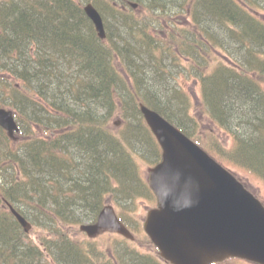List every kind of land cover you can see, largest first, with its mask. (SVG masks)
Masks as SVG:
<instances>
[{
	"label": "bare ground",
	"instance_id": "1",
	"mask_svg": "<svg viewBox=\"0 0 264 264\" xmlns=\"http://www.w3.org/2000/svg\"><path fill=\"white\" fill-rule=\"evenodd\" d=\"M8 4H0V16L3 17L0 21V26L4 28L3 33H0V54L1 58H7L8 63H2L0 66L11 70L15 73H20L24 69L32 71L35 69L37 73L44 71V77L50 78L55 72L63 71V67L57 63L59 56H67L72 54L71 62L68 68L75 71L79 77H83V86L87 84L95 71L108 73L111 71V64L113 62L112 53L108 54L106 49H102V41L99 35L93 33V30L88 24L73 23V25L63 24L61 21L65 20L71 6L63 0H5ZM38 23V24H37ZM248 24V21L242 22V27ZM124 23L118 19H113L109 22L107 32L110 34L108 42L118 41V47L123 51L124 56L135 54L134 51L139 49L132 48L137 46L136 42L130 41ZM245 27V26H244ZM38 28V29H37ZM240 28V27H239ZM253 29L252 25L249 26ZM36 30V31H35ZM79 30V31H78ZM243 28H240V31ZM35 33L41 37L45 50L30 51L27 46L23 44L20 38L29 35L30 32ZM264 36V32L261 33ZM8 36L10 39H2ZM93 36V37H92ZM229 36V35H228ZM232 36V35H231ZM230 36V37H231ZM232 38L234 42L231 47L234 48L238 57H247L250 61L252 57L263 54L264 51V37L262 36H241L235 32ZM91 40H89V38ZM142 44L146 41V36H140ZM239 41H246L245 44ZM66 54L58 53L60 49L69 48ZM251 47V48H250ZM12 48L20 49L16 56H10ZM250 48V49H248ZM248 49V50H246ZM58 53V55H56ZM146 60L151 61L150 55L145 56ZM141 70V67H140ZM48 72V73H47ZM110 75V73H108ZM149 76H158L152 82L156 87L162 88L164 84L165 70L163 68H151L148 71ZM162 76V78H161ZM69 83V81H66ZM142 89L148 95L154 94L151 81H141ZM45 92L51 93L53 90L47 85H40ZM65 89L55 94V104L62 111L70 114L72 106L77 104V111L86 106L87 95L79 90V85L72 84L64 85ZM248 88H243L239 94L240 106L246 104H254L258 107L259 112H264V101L260 99L254 87L247 85ZM82 95V96H81ZM130 97L140 100L141 94H132ZM127 113L130 115L137 114L139 106L132 101L124 102ZM121 108V104H117L116 110ZM39 114L41 117L49 119V116L44 110H38L34 115ZM260 114V113H259ZM105 115L91 116L89 122L80 124L78 128L64 138L59 144L56 140L33 139L38 144L41 142L48 143L47 145L39 144L28 149L26 157L17 160V165H14L13 173L0 171V226L7 231L9 228L14 229V232H26L23 220L28 222L34 221V226L49 223L53 220L52 214L48 211L45 205H42L41 196L47 193L53 198H67V194L71 191L70 185H74V175L76 167L71 163V159L77 158L83 162H93L90 166L91 170L102 172V176L110 177L107 171L115 172V166L124 162L122 151L124 146L131 147L138 153H148L153 150L152 145L145 146L142 141H135L131 136L132 129L124 128L118 131H104L107 120L112 117ZM264 118V115L261 116ZM137 119V116L133 117ZM257 121L252 127L246 130L241 127H234L233 130L237 132L241 138L255 139L264 132V119L257 118ZM261 132H260V131ZM248 132V133H247ZM106 133V134H102ZM149 138V136L147 137ZM52 143V144H50ZM54 143V144H53ZM94 144V145H93ZM96 144V145H95ZM93 145V146H91ZM98 147L99 149L95 148ZM94 153V159L92 152ZM98 156V157H97ZM97 158V160H95ZM102 169V170H101ZM252 172L264 178V167L256 166L251 168ZM76 184V183H75ZM80 187V185H78ZM83 191H87L83 190ZM81 207L85 208L90 204L94 198L93 195L80 193ZM47 217V218H46ZM46 218V219H45ZM48 219V220H47ZM10 235V234H9ZM8 235V236H9ZM3 241V240H2ZM8 245L9 251L13 255L22 257L24 261H30L35 257L32 249L25 246L20 240L11 239L8 241L5 238L4 242L0 243V248Z\"/></svg>",
	"mask_w": 264,
	"mask_h": 264
},
{
	"label": "trees",
	"instance_id": "2",
	"mask_svg": "<svg viewBox=\"0 0 264 264\" xmlns=\"http://www.w3.org/2000/svg\"><path fill=\"white\" fill-rule=\"evenodd\" d=\"M63 1L68 3L69 6H71V8L73 7L72 6L73 5L72 0H63ZM188 1L189 0H170V1L165 0V2H169V7H170V4H172V3L176 5L173 9L176 11H170V12H165V13L168 14L169 16L177 14V13L178 14L181 13L182 4L185 2H188ZM201 3H202L201 7L203 9L199 12V15H196L197 19L201 18L204 14H207V15L209 14L212 17L208 16L207 17L208 20L209 19L212 21L215 20V22L218 20L220 22V24L222 25V28L224 29V33H226L223 35L221 33H218V36L215 37V34L213 32V38H216L214 41L217 42V39H219L220 43L223 44V41H222L223 36H226L227 38H229L230 42L234 43L231 40V37L232 38H235V37L238 38V36H234L235 32H238L241 36H247V35L261 36V37L263 36L261 33H262V31L264 32V20L255 16L251 11H249V10L247 11L245 9L244 5L237 4L236 0H201ZM79 9L80 8L78 6H76V13L78 16V20L82 19V15L80 14ZM69 10H71L72 13L70 14L68 11L67 14L65 15V20L66 21L75 20V17H77V16L73 13L74 10L73 9H69ZM1 19H3L2 16H0V21H1ZM243 21H248V24L244 25L245 27L244 26L242 27ZM62 23L65 24L66 22L63 21ZM251 25H252L253 29L249 28V26H251ZM239 27L243 28V31L242 30L240 31ZM210 28L212 29V27H210ZM236 29H238V30H236ZM126 30L128 33L129 40L134 41V42H136V44H138L136 47L132 45V48H134V49L138 48L139 49L138 51H134L135 52L134 56H132V55L127 56L128 61L130 62L131 59L134 58L135 56L136 57L137 56L143 57L145 55H148V56L150 55V57H151V61L145 63V67H146L145 70H146L147 75H144L142 73L141 74L140 73L135 74L136 75L135 78H137V88H136V90L133 89L134 91L131 94L129 93L128 95L130 96L132 94H137V95L141 94V98L144 101L147 100V101H149V103L156 104L157 106L158 105L163 106V104H165L167 102H171V106L168 107L169 113L172 114V116L180 115V114L184 115L186 112H188L187 106H189V100L186 98H185V100H181L182 105L180 102L174 103L175 100L180 101V93L177 94L176 91H172V89L170 88V85L171 84L173 85V83H174L175 75L173 74V76H170V71H168L169 66L166 65V62H165L166 60H163L162 58L161 59L156 58L155 52L159 48L158 43H156V47H154V43L146 45V44H148V42H145L144 44H142V42L140 40L141 29L138 26H136V27L126 26ZM206 30H207V27H206ZM213 30L214 29H212V31ZM24 34L26 35L25 32H24ZM25 35L23 36V38H20L22 42H25V40L27 39L25 37H27V36L32 37L33 31L30 32L29 35H27V36H25ZM208 41L210 43H212L210 41V39ZM240 43L245 44L246 41H239V44ZM250 48H248V49H250ZM248 49H246V50H248ZM250 64H251V66L254 65L253 63H250ZM132 66L134 67V65H132ZM151 68H157V69L163 68L165 70V77H163L165 79V82L163 85H161L162 88L156 87L155 84L152 82L158 76H149L148 75V71ZM36 74H40L42 76L45 75L44 71H41L40 73L36 72L33 75H36ZM58 76L59 75H51L50 78H52V77L57 78ZM97 77L100 78L99 76H97ZM161 78H162V76H161ZM142 80L144 82L145 81H149V82L151 81L152 87L154 89L153 95L152 94L151 95L146 94L145 91L142 89V82H141ZM233 80H234V82H229V81L224 82L225 80L222 81L221 79H219V81H215L216 84L219 86L221 93L219 92V89L216 86H214V76L210 77L208 82H207V83H209L208 85L210 86V89L208 92V98L210 99V103H211L212 108L215 110L214 115L217 116L218 118H220V117L230 118L231 116L233 117L232 111L233 110L235 111L234 101L236 99H239L238 100V104H239L241 97H238L237 93L239 92V89L242 86L241 85L242 80L239 78V75H236V74L233 76ZM133 101L135 104L137 103V100L134 98H133ZM248 104H249V102L246 101L245 105L241 104L242 106H240V104H239V106L242 110H244L246 112L248 111V113H246V115H249V118L252 117V119L255 121V114H259V113L263 114V112H259V111L258 112L253 111L254 113L251 112L247 108ZM241 117L243 118L244 116H241ZM249 127H252V125H250ZM107 129L108 128H104V131L107 132ZM102 134H106V133H102ZM260 136L262 137V134ZM257 140H258V138H255V142L250 141V140H246V139H240L238 141V143L241 146V151L239 149H237L235 151V153L240 156V158L243 160L244 164L249 163L253 167H256L257 165L260 167H264V145H262ZM39 144L47 145L48 143L41 142ZM39 144L37 142H33V143L29 144L27 149H26V152L28 151L29 148L33 147L34 145L37 146ZM50 144H52V143H50ZM93 145H91V146H93ZM9 152L15 153L14 150H9ZM91 152L93 153V151H91ZM91 157H93V159H94V153L92 154ZM18 159L19 158L15 156L12 158V161L17 162ZM95 160H97V158ZM75 167H76V165H75ZM87 168L88 169L84 170L83 172H80L79 169L76 167L74 175H71L75 178V181H74V185H70V187H71L70 192L74 193L75 190L77 189L78 195H79L77 198H80L77 201L80 205H81V201H82L81 195H80L81 192L84 195L85 194L87 195L88 193L93 195L94 198H96V199L93 200L94 201L93 203H90L87 205V207L89 209H92L93 207H95L94 203L96 202V200L100 196H102V194H100L99 190L103 187H108V189H111L109 187V185H111L112 182H111L110 177L107 178L106 175L102 176V172L100 170L93 172L91 170L90 166H87ZM107 172L110 174V176L113 175V172H110V171H107ZM125 174H128V172ZM125 178L127 180L130 179L129 176H126V175H125ZM125 178H124V181H126ZM78 185H80V187ZM86 189H87V191H83ZM68 195H70L71 198L73 197L71 194H68ZM57 211L59 212V209ZM59 215L61 217H64L63 216L64 213H61ZM11 232H14V229L9 228L6 231L4 229V227L0 226V243L4 242L5 238H7L8 241L15 238L16 240H19V241L21 240L23 243V240L25 239L24 238L25 235L22 232H20L19 234L11 233ZM9 252L10 251L8 249V245L5 247L1 246V248H0V259L1 260L4 259V260H7L8 262H10L11 256L9 255ZM11 255L14 256L13 254H11Z\"/></svg>",
	"mask_w": 264,
	"mask_h": 264
},
{
	"label": "water",
	"instance_id": "3",
	"mask_svg": "<svg viewBox=\"0 0 264 264\" xmlns=\"http://www.w3.org/2000/svg\"><path fill=\"white\" fill-rule=\"evenodd\" d=\"M87 12L94 18V20L99 24V29H101L100 26V19L98 16V13L95 12V10L90 6L87 8ZM150 119H152V122L158 121L162 122L160 117L152 112L149 114ZM155 124V123H154ZM156 129V134L159 135L160 140L163 144L164 147H169L164 141V135L166 137H170L171 140H173L178 147L181 148V145L184 146L185 148L187 146H191L193 151L191 153L192 159L189 156H186L185 153L182 154H177V156L180 158V162H178V165L175 169L176 173L175 175L171 178H169V182L166 181L164 182V192L162 194V212L159 214H156L154 212L153 214H156V216H153L151 222H154L155 226H158L160 222V216H167V214H170V220H171V225H173L176 229H181L176 230L174 233H170L169 230L166 228L164 229L163 227L159 226L161 229L158 230V233H156L152 228V223L149 221L148 224V231L154 235L155 237H158V240L162 244V248L165 250L164 253L170 257L172 260L177 261L185 256H187V252L191 251V254L194 255V258H200L198 256L204 257L205 254L207 257L213 258L216 256V254L219 252V249L221 250L223 246H217V243H214V247L208 246V244H204L203 240L205 239V236L201 240V243L194 239L193 237L187 236V232L189 231L190 234L197 229V226L192 222L193 216H185L182 211H180V205L183 203L182 200L183 198H186L190 200L194 196V192L201 183V179L196 178V176H193V170L191 169L190 165L191 163L193 164L195 161V153L197 150L195 145H192L189 141L184 140L183 138H180L176 136H172L170 133L171 131V126L168 125V123H164L160 128H155ZM165 129V130H164ZM164 130V132H163ZM173 130V129H172ZM169 131V132H168ZM180 135V134H178ZM163 136V138H162ZM184 141V142H182ZM189 144V145H188ZM189 146V147H190ZM173 150V149H171ZM200 152V157L199 158H206V155H204L201 151ZM166 157L170 158V155L166 154ZM193 160V161H192ZM215 182L220 184L222 187L221 189L223 191H226L229 196L232 197L236 194H238V188L240 186L238 185L237 181L235 178L231 177L227 172L222 170L221 168H218L217 171L215 172ZM158 190L161 192V190L158 187ZM167 194H170L172 196V206L169 208L166 206V203L163 202L164 196ZM229 197V198H230ZM240 201L235 202L234 204L227 205V209L225 211H219L217 209V205L213 204L212 208L210 210L214 213V221L216 224L220 226H224V230H214L216 233H218L221 236H216L217 239H222L221 237H224L227 234H231V229L227 228H235L236 231H234L233 234H235V237H239V242L242 244H246L243 239H248L250 238L251 245L253 247L254 252H260L263 256V261H264V209L259 203V201L255 200L252 198V195L249 194L248 192H242L240 194ZM192 205L190 208L192 209ZM178 206V207H176ZM189 208V209H190ZM167 213V214H166ZM152 214V215H153ZM249 217L252 218V221H249ZM243 220V221H242ZM181 222V223H180ZM197 223V221H196ZM243 223H246L244 225ZM198 224V223H197ZM228 226V227H226ZM117 228H120L119 225ZM122 229V228H120ZM188 230V231H187ZM187 231V232H186ZM186 232V233H184ZM153 236V237H154ZM156 239V238H155ZM226 239V238H225ZM203 241V242H202ZM174 242V243H172ZM183 246L182 248L178 247V245ZM236 253L238 252L232 251V250H226L223 255L226 253ZM177 257V258H176ZM188 262L189 264L192 263L190 260L182 262L181 264H185ZM179 263V262H178Z\"/></svg>",
	"mask_w": 264,
	"mask_h": 264
},
{
	"label": "rangeland",
	"instance_id": "4",
	"mask_svg": "<svg viewBox=\"0 0 264 264\" xmlns=\"http://www.w3.org/2000/svg\"><path fill=\"white\" fill-rule=\"evenodd\" d=\"M197 90H199V88L198 87H195V89H194V92H193V96L196 98L197 97ZM23 116V118H27L28 117V115L26 114V115H22ZM117 120V117L113 120V121H116ZM217 133H219L220 134V136H221V139L223 140V142L224 143H226V144H229V137H228V135L225 133V132H223V131H217ZM148 143V142H147ZM147 143H144V145L145 146H143L144 147V149L147 147L146 145H147ZM156 149H157V152H159V147H156ZM156 152V153H157ZM142 153H143V150H142ZM141 153V154H142ZM156 153H155V147H153V150H151V151H149L148 153H144L145 154V156H146V158L148 157V158H150V160L149 161H142V163H141V169H143V172H144V174L146 175V177L148 176V162H153V157H154V155H156ZM142 156V155H141ZM245 182H247V181H245ZM249 184V183H248ZM251 185V188L255 191V193L261 198V199H263L264 200V185H263V183L262 182H260V181H252V183L250 184ZM112 203V202H111ZM122 203H125V202H123V201H121V204ZM135 204L137 205V209H136V211L133 213V215H135L136 217H137V219H139L140 221H139V224H138V228L137 227H135L136 228V230H137V232H136V234L138 235L137 237H135L136 238V240H134L133 242H130V244H131V247H133V248H137V249H141L143 252H149V251H153L154 249H153V246L152 245H149L148 243H144L142 240H143V235L142 236H140V227H139V225H140V222L141 223H143V221L145 220V218H146V211H147V209H149L150 208V206L152 205L151 203H148V202H146V201H139V200H136L135 201ZM113 205H115L114 203H113ZM123 205V204H122ZM124 207H125V205H123ZM152 207V206H151ZM121 208H123L122 206H121ZM125 211V210H124ZM143 233V232H142ZM32 234L34 235V236H36V235H38V232L37 231H34V230H32ZM139 239V240H138Z\"/></svg>",
	"mask_w": 264,
	"mask_h": 264
}]
</instances>
